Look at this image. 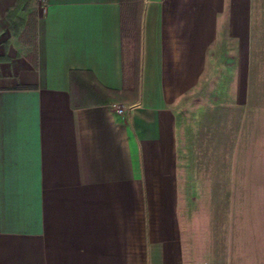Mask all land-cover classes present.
<instances>
[{
    "label": "crops",
    "instance_id": "crops-1",
    "mask_svg": "<svg viewBox=\"0 0 264 264\" xmlns=\"http://www.w3.org/2000/svg\"><path fill=\"white\" fill-rule=\"evenodd\" d=\"M263 85L264 0H0V264H199L176 109Z\"/></svg>",
    "mask_w": 264,
    "mask_h": 264
},
{
    "label": "rangeland",
    "instance_id": "rangeland-1",
    "mask_svg": "<svg viewBox=\"0 0 264 264\" xmlns=\"http://www.w3.org/2000/svg\"><path fill=\"white\" fill-rule=\"evenodd\" d=\"M257 95L245 103L197 99L176 109L188 175L204 182L202 194L187 196V250L197 247L199 264H264V85ZM201 156L215 161L195 164Z\"/></svg>",
    "mask_w": 264,
    "mask_h": 264
},
{
    "label": "built area",
    "instance_id": "built-area-1",
    "mask_svg": "<svg viewBox=\"0 0 264 264\" xmlns=\"http://www.w3.org/2000/svg\"><path fill=\"white\" fill-rule=\"evenodd\" d=\"M124 110H125L124 106H123V105H119L116 111H117L118 113H123Z\"/></svg>",
    "mask_w": 264,
    "mask_h": 264
}]
</instances>
